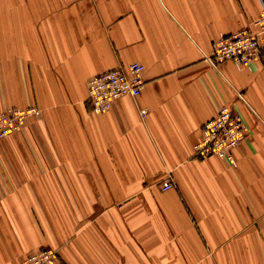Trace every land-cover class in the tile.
<instances>
[{
    "label": "crops",
    "instance_id": "1",
    "mask_svg": "<svg viewBox=\"0 0 264 264\" xmlns=\"http://www.w3.org/2000/svg\"><path fill=\"white\" fill-rule=\"evenodd\" d=\"M263 1L0 0V111L40 108L0 140V264H264V47L208 60ZM131 62L139 96L93 111L89 79ZM223 105L247 136L197 158Z\"/></svg>",
    "mask_w": 264,
    "mask_h": 264
},
{
    "label": "built area",
    "instance_id": "2",
    "mask_svg": "<svg viewBox=\"0 0 264 264\" xmlns=\"http://www.w3.org/2000/svg\"><path fill=\"white\" fill-rule=\"evenodd\" d=\"M255 24L257 30L244 28L222 34L213 42L208 60L212 64L234 60L238 65H248L256 59L264 47V1L261 15L255 20ZM143 70L142 63L131 62L127 68L114 67L93 75L88 82V102L91 109L104 112L112 108L114 102L124 95L138 97L145 84ZM39 113L40 108L36 105L10 106L0 111V140L20 130L29 116ZM201 131V138L195 144V156L205 158L217 155L231 162L235 160V147L248 133L241 115L227 105L220 107L216 115L205 121ZM172 185L168 178L162 183V188ZM57 257L56 248L45 246L27 255L18 264H57Z\"/></svg>",
    "mask_w": 264,
    "mask_h": 264
},
{
    "label": "bare ground",
    "instance_id": "3",
    "mask_svg": "<svg viewBox=\"0 0 264 264\" xmlns=\"http://www.w3.org/2000/svg\"><path fill=\"white\" fill-rule=\"evenodd\" d=\"M9 136V135H8Z\"/></svg>",
    "mask_w": 264,
    "mask_h": 264
},
{
    "label": "rangeland",
    "instance_id": "4",
    "mask_svg": "<svg viewBox=\"0 0 264 264\" xmlns=\"http://www.w3.org/2000/svg\"><path fill=\"white\" fill-rule=\"evenodd\" d=\"M164 182V181H163Z\"/></svg>",
    "mask_w": 264,
    "mask_h": 264
}]
</instances>
